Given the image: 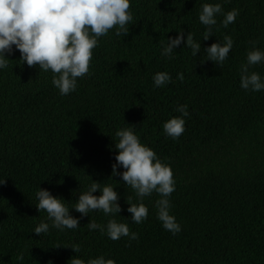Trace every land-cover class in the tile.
<instances>
[{
  "label": "trees",
  "instance_id": "1",
  "mask_svg": "<svg viewBox=\"0 0 264 264\" xmlns=\"http://www.w3.org/2000/svg\"><path fill=\"white\" fill-rule=\"evenodd\" d=\"M204 3L239 13L227 28L218 15L207 41L198 20ZM130 11L129 34L117 38L113 29L99 38L89 73L69 95L59 94L50 71L19 62L18 50L6 55L8 66L0 71V264H70L75 256L85 262L104 256L116 264H264V91L240 88L247 53L253 46L264 51V0H130ZM181 30L185 39L190 32L201 42V53L194 57L182 44L171 59L161 57L167 39ZM226 35L233 39L228 58L220 66L206 61L203 49ZM249 71L264 78V63ZM157 72H167L171 82L154 87ZM179 105H187L189 115L184 133L173 140L163 124L181 115ZM129 125L171 167L170 214L181 226L176 235L157 219V193L140 201L112 176L115 132ZM91 180L118 193L115 217L93 211L80 218L72 210ZM38 188L68 203L70 215L80 218L76 229L51 227L47 213L35 207ZM140 202L148 216L135 224L127 208ZM113 218L138 239L113 241L87 228L90 220L105 225ZM42 221L49 232L37 236L33 230Z\"/></svg>",
  "mask_w": 264,
  "mask_h": 264
},
{
  "label": "clouds",
  "instance_id": "2",
  "mask_svg": "<svg viewBox=\"0 0 264 264\" xmlns=\"http://www.w3.org/2000/svg\"><path fill=\"white\" fill-rule=\"evenodd\" d=\"M233 9L223 12L219 3H204L199 11L198 20L205 27L203 41L213 36V28L217 25L216 17L223 15L221 21L227 28L238 16ZM130 0H0V71L8 66L9 59L19 51V62L29 68L37 67L44 72L52 73V85L61 96L69 95L77 89L78 78L89 73L93 50L98 47L99 38L115 30L119 38L129 34L127 25L132 21ZM184 45L190 48L192 56L201 53V42H196L189 32L185 39L183 30L167 39L162 46L161 57L171 59L173 52ZM233 48V39L224 36L223 42L212 43L203 52L215 65H222ZM264 63V51L255 48L249 51L246 62L240 66V88L253 92L264 91V78L257 72H250L251 66ZM178 80H183L182 74H177ZM154 87H163L171 82L167 72H157L152 77ZM181 115L173 117L163 124L166 136L175 140L185 131V119L189 115L187 105L176 108ZM118 140L114 147L117 154L112 164V176L120 179L134 190L140 201L153 192L160 196L156 201L157 219L162 227L173 235L181 231V226L170 214L169 197L175 191V180L171 167L161 162L157 154L148 146L141 143L135 133V126H126L115 132ZM122 168L123 171H117ZM92 181V180H91ZM5 179H0V185ZM99 192L100 194L93 195ZM38 212L45 211L51 227L59 231L74 230L80 223V218L88 217L89 212L99 211L106 217H115L121 212L119 195L111 185L92 181L86 191L79 194L72 210L80 214V218L70 215V210L62 198L54 197L48 190L38 188L35 193ZM127 212L135 224L142 223L148 216V208L142 203L128 204ZM49 223L40 222L33 230L37 236L49 232ZM90 231L99 230L108 239L116 241L122 237L137 240L138 235L130 232L127 223L108 219L105 225L92 220L87 224ZM57 246L56 248H59ZM70 249L77 253L79 245L73 244ZM18 259L22 260L21 255ZM48 264H52L51 261ZM70 264H116L114 259L104 256L90 258L86 262L74 257Z\"/></svg>",
  "mask_w": 264,
  "mask_h": 264
}]
</instances>
